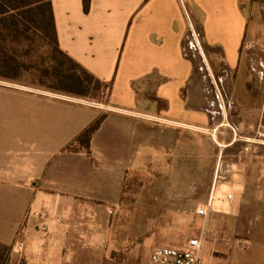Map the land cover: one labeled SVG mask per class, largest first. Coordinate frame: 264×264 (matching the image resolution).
Listing matches in <instances>:
<instances>
[{
	"label": "crops",
	"instance_id": "1",
	"mask_svg": "<svg viewBox=\"0 0 264 264\" xmlns=\"http://www.w3.org/2000/svg\"><path fill=\"white\" fill-rule=\"evenodd\" d=\"M87 1L86 12L84 0H51L58 44L98 80L112 82L109 105L0 84V264H114L111 229L128 174L167 160L190 132L212 148L206 191L190 203L211 209L205 219L179 200L173 218L188 231L183 247L202 238L200 263L204 254L210 264H240L244 244H259L264 264V166L251 172L238 155L252 140L240 130L252 123L228 122L224 80L214 78L207 56L225 71L239 67L253 1ZM204 68L218 91L220 120L188 102ZM257 111L262 123L264 104ZM101 113L107 117L90 153L66 151ZM233 148L237 155L224 156ZM196 174L184 166L169 177L178 180L172 194L186 196ZM18 239L21 253L13 248Z\"/></svg>",
	"mask_w": 264,
	"mask_h": 264
},
{
	"label": "rangeland",
	"instance_id": "2",
	"mask_svg": "<svg viewBox=\"0 0 264 264\" xmlns=\"http://www.w3.org/2000/svg\"><path fill=\"white\" fill-rule=\"evenodd\" d=\"M248 16L249 41H246L242 47V59L235 71H225L222 66L214 67L210 63V59L213 61V55L212 58L207 56L214 78L219 76L224 80L223 90L219 85L218 87L219 92L225 93L227 99L224 97V101L230 103L228 122L234 125L239 124L244 117L246 122L252 123L249 130L243 128L240 131L244 133L249 131L252 135V140L248 144L249 152L244 156L247 157L246 161H250V171L255 173L258 167L264 166L259 163V157L264 158V116L260 123L257 111L264 104L262 100L264 95V0H254L248 9ZM28 50L26 52L23 47L18 49L17 55L22 64L18 78L0 80V84L50 95H61L54 90L50 49L43 43L36 42L33 48ZM203 71V73L199 71L195 74L198 86L195 88L194 85V89H191L192 94L188 102L190 101L193 107L201 105L204 109L211 111L216 120H220L221 115H218L220 101L216 99L218 91L212 84V78L208 76L206 68ZM183 138L181 147L176 149L172 157H168L162 163L158 162L154 166H149L137 174H128L122 205L115 213L111 229L109 249L110 258H113L114 264H147V257L154 247L181 248L188 240V231L174 220L173 210L177 208L179 200L181 204L183 200H186L188 212L197 215V208L200 205H192L190 201L196 194L203 195L206 191L208 180L205 177L212 171L210 164L212 148L205 136H197L190 132ZM235 153L236 155L238 153L236 148L228 149L225 150L224 156L230 157ZM184 166L188 174L194 176L197 173L199 180L192 181L191 185V181H187L186 196L173 195V189L177 187L178 180L169 179V177L183 171ZM167 173L172 175L166 176ZM261 251L262 247L259 244H244L240 257L243 254L245 258L240 264H261L259 259ZM200 264H210L208 257L204 254Z\"/></svg>",
	"mask_w": 264,
	"mask_h": 264
},
{
	"label": "trees",
	"instance_id": "3",
	"mask_svg": "<svg viewBox=\"0 0 264 264\" xmlns=\"http://www.w3.org/2000/svg\"><path fill=\"white\" fill-rule=\"evenodd\" d=\"M88 9L89 2L84 0V11ZM36 42L50 49L58 94L109 105L112 82L98 80L59 48L51 0H0L1 81L18 78L22 66L18 49L23 47L28 52ZM106 117L107 113H101L65 150L89 154L91 140Z\"/></svg>",
	"mask_w": 264,
	"mask_h": 264
},
{
	"label": "built area",
	"instance_id": "4",
	"mask_svg": "<svg viewBox=\"0 0 264 264\" xmlns=\"http://www.w3.org/2000/svg\"><path fill=\"white\" fill-rule=\"evenodd\" d=\"M249 152V148L245 147L239 151L238 155L243 157ZM229 173V170L226 171V174ZM226 178V175H219L218 180H223ZM212 199V196L210 197ZM231 198V195H228V199ZM211 209V204L208 203L205 207L199 208L197 210V215L207 219ZM36 217H43V214L34 213ZM55 222H60V218H56ZM44 232H46L47 227L42 226ZM24 238V237H23ZM15 250L18 253L23 252L24 249V239H18L14 243ZM202 251V238L201 239H191L188 241V244L182 248H172V247H159L155 248L150 254V261L153 264H200V257Z\"/></svg>",
	"mask_w": 264,
	"mask_h": 264
}]
</instances>
